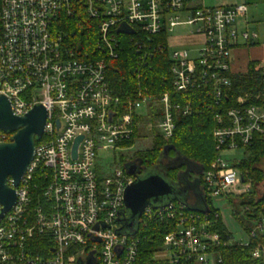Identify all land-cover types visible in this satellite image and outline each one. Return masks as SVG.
Segmentation results:
<instances>
[{
	"label": "built area",
	"instance_id": "obj_1",
	"mask_svg": "<svg viewBox=\"0 0 264 264\" xmlns=\"http://www.w3.org/2000/svg\"><path fill=\"white\" fill-rule=\"evenodd\" d=\"M205 1L0 0V96L11 102L17 116L37 105L47 112L45 135L36 143L32 164L16 188V204L0 220V264H79L90 256L96 264H137L141 243L153 239L143 235L151 225L161 227L157 237L162 242L151 256L153 264H220L221 248H247L264 236V213L255 217L249 207L242 212L251 215L254 227L249 233L238 224L244 235L240 241L228 230H214L211 220L213 211L215 218L221 217L215 201L228 203L229 197L252 191L251 180L222 156L229 151L243 154L254 135L264 131V108L248 105L247 94L216 119L213 139L218 157L203 173L211 212L203 214L175 202L150 206L135 233L119 230L125 191L135 178L102 154L130 151L134 146L123 144L133 137L134 127H140L136 118L147 117L153 108L161 111L159 135L170 139L177 119L198 110L191 96L200 92L219 105L231 88L232 76L244 73L234 71L233 51L260 41L247 19V4L212 7ZM80 18L94 25L87 33L95 35L90 51L78 50ZM185 27L192 29L189 36L201 41L191 49L170 50L175 30ZM163 33L172 94L156 97L148 88L124 98L116 94L109 67L125 47L123 38L135 40L140 74L153 53L163 51L160 45L150 47ZM78 137L83 139L74 159ZM251 253L264 261V244L257 243Z\"/></svg>",
	"mask_w": 264,
	"mask_h": 264
},
{
	"label": "trees",
	"instance_id": "obj_2",
	"mask_svg": "<svg viewBox=\"0 0 264 264\" xmlns=\"http://www.w3.org/2000/svg\"><path fill=\"white\" fill-rule=\"evenodd\" d=\"M78 20L81 21V27L76 28L75 37L82 45L78 50L90 51L95 35L91 33V35H87V33L93 31V22L85 18ZM88 38H91V42L87 40ZM123 39L125 47H123L120 57L112 61L109 67V77L114 92L123 98L140 88H148L149 93L156 97L166 92L172 94L171 61L168 59L169 53L165 49L167 35L163 33L153 38L155 42L150 46L151 49L160 45L163 51L156 50L148 59L147 66L141 69L140 74L137 73L139 55L133 44L135 40ZM261 64L260 61H251L246 72L233 75L231 88L225 90V95L219 105L200 92L195 97L191 96L198 106V110L191 116L177 119L175 134L170 139H164L159 135L156 125L161 111L158 108H153L147 116L152 125L153 146L150 149L134 153L131 160L139 161L148 169L165 160L181 158L193 162L200 167L201 173L190 172L188 179L190 182L196 179L203 192V173L210 169L211 164L218 157L213 139L217 117L227 113L226 110L237 106L238 98L246 94L249 95L246 100L248 105L256 104L264 108V70L261 68ZM257 95H260L258 100L255 98ZM172 98L175 99V96L172 95ZM140 121V117L136 118V123ZM133 131V137L123 146L132 147L141 138L140 127H134ZM1 135L5 136L3 140L5 142L10 141L12 136V134L0 133V142L2 141ZM244 154V158L241 161L235 160L233 166L242 172L245 179L251 180L252 191L242 197L231 196L227 202L231 207L234 220L250 233L254 225L248 219L251 215L243 214V208L249 207L255 210V217L259 211L264 213V193H259V187L264 184V172L260 168L264 159V131L254 135ZM168 171L169 178L174 182L178 180L179 174L187 172V166L182 163L169 168ZM206 203L213 209V204L208 197H206ZM211 220L214 222L212 227L214 230L220 233L226 232L225 224L221 217L215 218L214 211L211 213ZM160 229L159 226L151 225L143 231V235H148V238L153 237V239L141 243V253L137 264H153L151 256L162 247V242L157 237ZM257 243L264 244V236L252 240L250 247L247 248L238 245L221 248L219 250L222 258L220 264H264L263 260H256L252 256V249Z\"/></svg>",
	"mask_w": 264,
	"mask_h": 264
},
{
	"label": "water",
	"instance_id": "obj_3",
	"mask_svg": "<svg viewBox=\"0 0 264 264\" xmlns=\"http://www.w3.org/2000/svg\"><path fill=\"white\" fill-rule=\"evenodd\" d=\"M46 120L47 112L44 106H34L26 115L17 116L13 112L11 102L5 96H0V133L12 134L10 141L0 142V205L3 207L0 220L16 204V188L32 164L36 143L45 135ZM82 139L83 137H78L75 141L74 159L77 158ZM182 163L186 164L181 158L165 160L155 166L158 167L156 172H146L139 177L137 165L130 162L125 166L127 173L135 180L125 191V215L118 219L122 225L120 232L135 233L138 221L146 208L165 207L174 200L186 205L190 210L203 214L211 212L207 203L204 202L202 207H198L188 199L190 194L198 195L200 192V198L206 200V195L199 189L198 181L193 184L188 180L191 171L179 174L178 180L174 182L169 178L168 169ZM9 180H12V184ZM79 264H96V259L90 256L86 262L80 261Z\"/></svg>",
	"mask_w": 264,
	"mask_h": 264
},
{
	"label": "rangeland",
	"instance_id": "obj_4",
	"mask_svg": "<svg viewBox=\"0 0 264 264\" xmlns=\"http://www.w3.org/2000/svg\"><path fill=\"white\" fill-rule=\"evenodd\" d=\"M235 1L236 0H206L205 3L207 6L209 5L213 7V6H221L222 4H231ZM237 1H242V0H237ZM260 10L261 11L259 14L261 15V17L264 18V7H261ZM262 26H263L262 30L264 32V23ZM191 30L192 29L190 27L176 29L175 33L173 34V37L169 41V44H168L169 49L170 50H173L174 48L191 49L195 47L196 45H198L201 39L189 36V33ZM261 52L262 54L259 56L262 58V60H264V51H261ZM140 123H141L140 125L141 138H139L135 142V144H133L134 147L130 151H121L117 153H111V152L103 153L102 155L107 157L108 162L116 161L117 165H121L123 167L130 163V159L133 158L134 153L152 148L153 140L151 136V128H152L151 121L149 120L148 117H142ZM1 140H2L1 142H3L4 139L1 138ZM222 156L226 158L228 162L233 163L235 160L241 161L244 158L245 154L244 153L242 154V151H229V153L225 152ZM184 163H186L188 173L189 171L191 172L193 171L198 174L201 173L200 167L196 165L195 163L187 161V160H184ZM96 167H97V170H99L100 163H97ZM157 168L158 167H154L150 169L149 172H156ZM260 168L264 172V159L262 161ZM259 193L260 194L264 193V184H262L259 187ZM194 197L197 200L198 195L195 193ZM197 202L199 203L198 200ZM175 203H178V202L175 201ZM214 205L216 208L219 209L218 212H220L221 219L223 223L225 224V227L227 228L228 232L233 234V238L236 241H240L241 239H243L244 235L242 233L241 227L233 219L232 211H231V207L229 206V203H222L220 201H215Z\"/></svg>",
	"mask_w": 264,
	"mask_h": 264
},
{
	"label": "crops",
	"instance_id": "obj_5",
	"mask_svg": "<svg viewBox=\"0 0 264 264\" xmlns=\"http://www.w3.org/2000/svg\"><path fill=\"white\" fill-rule=\"evenodd\" d=\"M241 3H245L249 6L247 19L250 22L251 29L256 30L260 34V41L255 46L246 47L243 45L233 51L232 65L235 72H245L251 61H260L264 65V60L259 56L262 54L261 51H264V32L262 30L264 18L259 14L261 11L260 8L264 7V0H236L231 4L223 5H236Z\"/></svg>",
	"mask_w": 264,
	"mask_h": 264
},
{
	"label": "flooded vegetation",
	"instance_id": "obj_6",
	"mask_svg": "<svg viewBox=\"0 0 264 264\" xmlns=\"http://www.w3.org/2000/svg\"><path fill=\"white\" fill-rule=\"evenodd\" d=\"M130 162L131 163H134L135 165H137L138 166V177L139 176H143L146 172H149V170L151 169H148V168H145V166H143V164H141L139 161H137V160H131L130 159ZM189 180V179H188ZM190 181V180H189ZM197 180L196 179H194V181H192V183L194 184L195 182H196ZM199 189H201L200 188V186H199ZM201 193L199 192V194H198V198L200 199H198L197 198V200L199 201V203L197 202V200H196V198L194 197V194H190V198H188V199H190L195 205H197V206H199V207H202V205H203V203L205 202L206 203V200L204 201L203 200V198H200L201 197ZM127 215V214H126ZM128 217V215L126 216V218Z\"/></svg>",
	"mask_w": 264,
	"mask_h": 264
}]
</instances>
